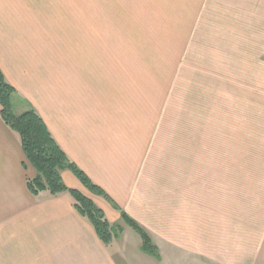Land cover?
<instances>
[{
  "label": "crops",
  "instance_id": "crops-1",
  "mask_svg": "<svg viewBox=\"0 0 264 264\" xmlns=\"http://www.w3.org/2000/svg\"><path fill=\"white\" fill-rule=\"evenodd\" d=\"M95 1L90 6L93 15L87 21L88 31L78 27L76 31L64 32L61 26L56 30L58 35L52 36L75 41L70 54L88 56L78 62L60 58L54 81L48 68L39 74L28 70L24 52L9 48L7 41L32 30L34 24L64 25L65 0H0V66L7 80L45 120L68 157L149 233L159 247L161 259L142 251L140 234L126 224L121 225L124 230L114 241L118 251L113 254L94 226L75 209L68 193L52 196L44 192L40 199L32 195L27 179L35 176L36 170L26 159L19 135L0 116V199L19 200L16 206L9 207L8 215L25 217L24 225H2L0 208V264L16 262V241L25 248H32L36 241L40 249H56L55 256L72 248L74 258H88L83 259L88 264H118L114 260L117 254L121 263L168 264L156 242V230L169 233V240L185 252L225 256L224 231H234L233 226L241 225L250 232L251 221L239 220L234 214L237 211L232 199L226 197L230 193H225L223 184L219 189L215 181H210L208 171L202 170V160H156V152L169 151V147L160 148L161 144L156 143V128L160 126L156 113V63L146 65L144 56L183 55L190 40L197 39L193 33L205 30L209 39L223 41L222 28L234 36L233 28L222 27L214 17L216 23L209 27L211 32L203 26L197 28V24H204L201 15L205 2L203 7L191 6V0H166L163 6L158 2V15L168 18L155 21L146 16L148 10L142 11L151 8L147 0ZM97 4L109 9L108 16L97 19ZM113 8L120 9L118 16L114 17ZM125 8L139 9L138 15L143 19L139 21L137 17L136 32L131 31L133 21L125 16ZM231 8L234 7H230L232 11ZM113 17L119 22L115 32L110 31ZM70 22L82 23L80 19H68ZM143 24L151 25L150 34H141ZM167 48L171 51H162ZM188 150L192 149L184 151ZM198 166L200 171L194 176L193 168ZM62 176L70 188L85 193L86 188L70 170L63 171ZM156 200L168 202L156 206ZM101 206L108 218L123 221L122 212L103 198ZM248 208L245 203L244 210ZM156 217H160L159 229ZM177 232L183 235L179 238L175 236ZM242 248L239 264H257L255 250L252 259L246 250L247 239Z\"/></svg>",
  "mask_w": 264,
  "mask_h": 264
},
{
  "label": "rangeland",
  "instance_id": "rangeland-1",
  "mask_svg": "<svg viewBox=\"0 0 264 264\" xmlns=\"http://www.w3.org/2000/svg\"><path fill=\"white\" fill-rule=\"evenodd\" d=\"M92 1L95 0H65L64 25L60 23L31 25L32 30L17 34L16 39H8L9 48L16 47L18 52L20 50L24 52L28 70L39 74L48 68L50 79L55 81L60 58L64 56L65 61L70 58L78 62L88 56L80 53L70 54V48L75 41L52 36L58 35L56 30L58 31V27L61 26L64 32L76 31L78 27L81 31H88L87 21L93 15V8L90 7ZM164 1L166 0H147L151 8L142 11L148 10L146 16L155 21L168 18L158 15L157 3L161 2L163 6ZM124 2L127 3V0ZM204 2L201 15L204 17L202 20L204 24H197V28L203 26L210 31L209 27L216 23L214 17L222 27L230 25L234 36L232 32L222 28L220 34L224 35L223 41L212 40L205 30H200L193 33L197 39L190 40L183 55L144 56L146 65L156 63V113L160 125L158 130L156 128V143L161 144L160 148L169 147V151L156 152V160L190 159L194 162L202 160V170L208 171L210 181H215L219 189L224 185L225 193L229 192L231 195L226 194V197L232 199V207L238 212L234 214H237L239 220L249 219L251 230L245 231L240 225L233 226L234 231H224L225 256L215 258L199 252H185L182 247L175 245L177 243L169 240L167 237L169 233H160L156 230L154 236L168 264H239L243 258L242 244L246 243V239V250L251 254V259L255 250L257 264H264V0H191L190 4L194 7L201 4L203 7ZM175 3L179 4L177 1ZM230 7H234L231 8L232 11ZM138 10L124 9L125 16L127 18L129 16L133 21L131 29L133 32L138 30L137 17L139 21L143 19L138 15ZM119 11V8H113L114 17L118 16L116 12ZM109 12L104 5L97 4L95 13L97 19L108 16ZM114 17L110 31L115 32L114 28L119 22L117 23ZM68 19L74 21L80 19L82 23H68ZM195 19L197 20V17ZM96 26L98 30L99 26ZM103 29L102 27L101 30ZM151 31V25L143 24L141 34L147 35ZM46 36L51 38H44ZM81 42L83 44L87 41ZM162 51L171 50L167 48ZM213 52L215 54H211ZM30 106L35 108L18 91L17 113L27 110ZM189 148L192 150L184 151ZM199 171L200 166L194 167V176ZM84 191L98 207L102 208L103 197L93 195L87 189ZM163 201L156 200V206ZM18 202L19 200L0 199L2 225L25 224L24 216H12L7 212L9 207L16 206ZM245 203L249 206L247 211L244 210ZM109 218L110 221L112 218L110 216ZM159 220L160 217H156V228L162 227L157 225ZM111 222L113 225L126 227L124 220L112 219ZM177 233L175 236L179 235V238L180 234L183 235L181 232ZM221 241L223 239L219 240V243ZM33 244L32 248H25L20 247V243L16 241L14 243L16 262L11 264H25L23 260L27 261L26 264H88L83 260L88 258H74L72 248L67 250L69 252L62 253L63 255L55 256L56 249H40L36 246V241ZM132 244L134 245L133 241ZM112 246L110 251L113 250V254H116L118 251L116 245ZM176 249L184 253L181 254V251ZM76 259L80 261L74 262ZM114 260H118V264H129L121 263L118 254Z\"/></svg>",
  "mask_w": 264,
  "mask_h": 264
},
{
  "label": "trees",
  "instance_id": "trees-1",
  "mask_svg": "<svg viewBox=\"0 0 264 264\" xmlns=\"http://www.w3.org/2000/svg\"><path fill=\"white\" fill-rule=\"evenodd\" d=\"M17 96L16 87L7 80L0 67V116L5 124L19 135L26 159L36 170V175L27 179V186L32 195L40 197L44 192H49L52 196L68 193L75 209L94 226L102 242L113 247L115 239L123 232V227L113 225L104 210L98 207L92 198L65 183L62 172L70 170L91 194L105 198L115 209L122 212L125 224L140 234L142 251L161 259L159 247L149 233L68 157L38 111L30 106L27 110L17 113Z\"/></svg>",
  "mask_w": 264,
  "mask_h": 264
}]
</instances>
